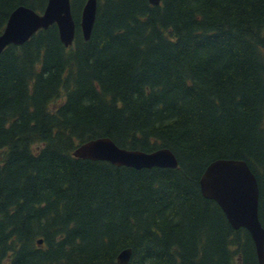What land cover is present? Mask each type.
<instances>
[{"label":"trees","instance_id":"16d2710c","mask_svg":"<svg viewBox=\"0 0 264 264\" xmlns=\"http://www.w3.org/2000/svg\"><path fill=\"white\" fill-rule=\"evenodd\" d=\"M71 0L73 43L56 24L0 54V264H258L199 179L241 159L264 228V0H97L89 39ZM0 0V33L18 6ZM107 137L171 150L175 168L77 158Z\"/></svg>","mask_w":264,"mask_h":264},{"label":"water","instance_id":"95a60500","mask_svg":"<svg viewBox=\"0 0 264 264\" xmlns=\"http://www.w3.org/2000/svg\"><path fill=\"white\" fill-rule=\"evenodd\" d=\"M158 5L160 0H148ZM97 11V0L84 3L79 27L84 39H89ZM52 24L58 28L59 38L65 46L74 39L75 21L70 0H47L42 13L27 6L16 7L9 15L0 33V53L10 45H21L39 29ZM77 158L107 161L114 165L135 169L151 167L175 168L178 161L167 148L151 152L117 146L107 137H98L80 143L73 151ZM204 197L214 200L234 229L245 228L254 243L258 264H264V228L258 217L259 188L255 175L241 159H217L209 163L199 179ZM131 249L121 250L117 264H128Z\"/></svg>","mask_w":264,"mask_h":264},{"label":"bare ground","instance_id":"6f19581e","mask_svg":"<svg viewBox=\"0 0 264 264\" xmlns=\"http://www.w3.org/2000/svg\"><path fill=\"white\" fill-rule=\"evenodd\" d=\"M4 51V50H3ZM1 55V54H0Z\"/></svg>","mask_w":264,"mask_h":264}]
</instances>
